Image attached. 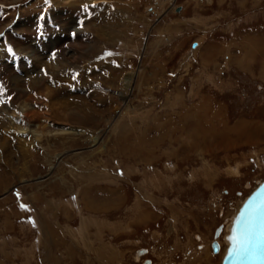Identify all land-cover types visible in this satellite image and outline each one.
Here are the masks:
<instances>
[{"label":"rangeland","instance_id":"374dc122","mask_svg":"<svg viewBox=\"0 0 264 264\" xmlns=\"http://www.w3.org/2000/svg\"><path fill=\"white\" fill-rule=\"evenodd\" d=\"M0 4L24 55L0 50V264H218L213 229L264 177V0H50L39 42L41 0Z\"/></svg>","mask_w":264,"mask_h":264},{"label":"bare ground","instance_id":"6f19581e","mask_svg":"<svg viewBox=\"0 0 264 264\" xmlns=\"http://www.w3.org/2000/svg\"><path fill=\"white\" fill-rule=\"evenodd\" d=\"M54 2L55 1H57V0H53ZM72 1H75V0H67V2L68 3H70V2H72ZM169 1H173V0H169ZM24 56V55H23ZM23 56H19V59L21 60V58L23 57ZM20 60H18V64H19V72H20V75H22V72H21V70H20V63H19V61ZM50 62V61H49ZM32 64V60L30 59V68H31V65ZM54 66H55V68H58L60 65L58 64V63H56V61L54 62ZM29 68V69H30ZM28 69V68H27ZM136 73L137 72H135L134 70L132 71V72H129V74H127L125 77H123V79H122V86H123V88H124V91L125 92H129V90H131L132 88H133V85H134V82L136 81V79H137V75H136ZM2 82V81H1ZM2 85H3V83H2ZM3 88H4V86H3ZM71 87H69V89H70ZM69 91V90H68ZM75 92V89L71 92V93H74ZM25 93V92H24ZM127 95H125V93L124 94H121L122 95V98L124 99V100H128V98H129V94L128 93H126ZM33 100V96H32V94L31 95H29V93L28 94H26V98H23L21 101H15V103L16 102H18V107H19V109H18V111L20 112L19 114H21V113H23L24 114V111H25V113H27V120L26 119H24L25 120V123H26V125L27 126H29V127H31V130H28V133L31 131V139H32V141L34 142L35 140L36 141H38V142H40L41 141V139L43 138V136H42V133L45 131V130H47L48 131V129L50 128H52V127H54V125L53 124H51L52 123V120H51V116H50V114L47 112V111H44L43 112V117H41V115H39V111L37 112L36 110H35V108H38V106H37V103H35L34 101H32ZM39 110V109H38ZM45 115V116H44ZM10 117H12V116H10ZM13 117H15V116H13ZM12 117V118H13ZM18 116H16V118H17ZM41 119H42V121H41ZM6 121H8V118H4L3 120H2V122H5V123H7ZM17 122H20L19 120L17 121ZM17 122H16V124H17ZM48 125H51L50 127L48 126ZM19 129V130H18ZM18 129H17V131L16 130H14L13 129V134H15V136L14 137H17V138H19V136H23V135H21L22 133H26L27 134V129L28 128H24V129H22V128H19L18 127ZM57 129V132H58V129H61V130H59V132H61V134H65V135H72V134H76L77 133V131L78 130H74L73 128H70V127H63V126H60L59 128L57 127L56 128ZM20 131V132H19ZM29 135V134H28ZM20 140V139H19ZM93 140L95 141V143H98V141L96 142V140H98V138H93ZM19 143V142H18ZM32 143V142H31ZM30 143V144H31ZM30 145H25V144H23V145H21V148L22 149H24V150H30V147H29ZM33 146H35V143L33 144ZM39 146V145H38ZM18 147V146H17ZM3 148V147H2ZM3 149H5V147L3 148ZM19 152V151H18ZM27 152V151H26ZM61 156V155H60ZM60 158V157H59ZM53 167V166H52ZM52 169V168H51ZM151 176V175H150ZM157 176V175H156ZM154 177V176H153ZM152 177V178H153ZM158 177V176H157ZM149 180V179H148ZM150 180H151V178H150ZM159 182H160V180H159ZM156 183V182H155ZM233 216V215H232ZM232 216L230 217V219H229V221L226 223V225H225V227L223 228V232H222V234H226L227 233V230H228V228H229V225H230V221H231V218H232ZM221 235L219 236V238H218V240H220L221 238ZM202 251V250H201Z\"/></svg>","mask_w":264,"mask_h":264},{"label":"snow or ice","instance_id":"6c2138e0","mask_svg":"<svg viewBox=\"0 0 264 264\" xmlns=\"http://www.w3.org/2000/svg\"><path fill=\"white\" fill-rule=\"evenodd\" d=\"M261 208H264V202L258 205L254 200L241 213L230 240L233 245L232 254L243 258L251 254L259 242L264 241V216L261 215Z\"/></svg>","mask_w":264,"mask_h":264},{"label":"water","instance_id":"95a60500","mask_svg":"<svg viewBox=\"0 0 264 264\" xmlns=\"http://www.w3.org/2000/svg\"><path fill=\"white\" fill-rule=\"evenodd\" d=\"M256 201L259 205L264 202V179L258 183L256 188L249 194L241 203L237 212L232 216L225 242L228 245L225 254L221 260V264H264V241L259 242L258 247L249 255L241 258L232 254V243L230 242L233 235V230L241 213L249 205L250 202ZM261 215L264 216V208H261ZM257 230L259 231V222L257 223Z\"/></svg>","mask_w":264,"mask_h":264},{"label":"flooded vegetation","instance_id":"af4514ba","mask_svg":"<svg viewBox=\"0 0 264 264\" xmlns=\"http://www.w3.org/2000/svg\"><path fill=\"white\" fill-rule=\"evenodd\" d=\"M214 230V229H213ZM212 234H213V232H212ZM221 235H223V234H221ZM212 237H213V235H212ZM221 239H222V236L220 237ZM200 249V248H199ZM209 249H210V244H209ZM144 259H146V258H144ZM137 261H139V259L137 260ZM144 260L142 259L141 261H139V264H144V262H143ZM147 263L146 264H150V260H148L147 259ZM137 263V262H136Z\"/></svg>","mask_w":264,"mask_h":264}]
</instances>
